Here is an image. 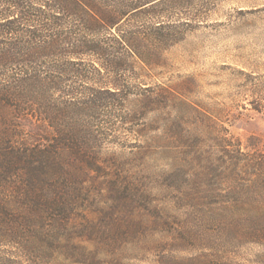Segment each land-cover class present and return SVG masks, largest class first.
Here are the masks:
<instances>
[{
  "label": "rangeland",
  "instance_id": "374dc122",
  "mask_svg": "<svg viewBox=\"0 0 264 264\" xmlns=\"http://www.w3.org/2000/svg\"><path fill=\"white\" fill-rule=\"evenodd\" d=\"M123 3L145 4L124 28L161 58L122 73V90L79 116L98 166L67 248L0 250L15 264H264V235L247 228L264 222V0ZM21 125L31 143L51 130Z\"/></svg>",
  "mask_w": 264,
  "mask_h": 264
},
{
  "label": "trees",
  "instance_id": "16d2710c",
  "mask_svg": "<svg viewBox=\"0 0 264 264\" xmlns=\"http://www.w3.org/2000/svg\"><path fill=\"white\" fill-rule=\"evenodd\" d=\"M123 1L0 0V248L22 241L45 253L49 239L67 248L85 177L98 166L85 151L79 116L122 90V73L161 58L139 31L124 28L128 14L145 4ZM104 78L111 85L84 83ZM30 118L51 129L36 143L21 125ZM257 181L248 187L261 182L264 194ZM255 207L262 216L264 206ZM259 221L247 228L261 236ZM0 264L15 259L0 250Z\"/></svg>",
  "mask_w": 264,
  "mask_h": 264
}]
</instances>
